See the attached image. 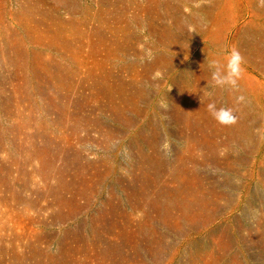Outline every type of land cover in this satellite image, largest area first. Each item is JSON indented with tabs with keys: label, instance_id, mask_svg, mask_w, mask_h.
<instances>
[{
	"label": "rangeland",
	"instance_id": "rangeland-1",
	"mask_svg": "<svg viewBox=\"0 0 264 264\" xmlns=\"http://www.w3.org/2000/svg\"><path fill=\"white\" fill-rule=\"evenodd\" d=\"M0 264H264V7L0 0Z\"/></svg>",
	"mask_w": 264,
	"mask_h": 264
},
{
	"label": "clouds",
	"instance_id": "clouds-1",
	"mask_svg": "<svg viewBox=\"0 0 264 264\" xmlns=\"http://www.w3.org/2000/svg\"><path fill=\"white\" fill-rule=\"evenodd\" d=\"M203 2L210 3L211 0H203ZM200 6H202L201 3L196 4V7ZM257 6L264 7V0H257ZM188 31L190 34L197 33L194 25H189ZM151 58L152 56L149 54V59ZM244 65V58L237 48L231 47L224 49L220 58H213L208 61L210 79L212 82L210 87L230 89L234 92H238L239 81L243 78L246 71ZM162 75L163 74L161 72L157 71L154 74V78H162ZM170 88L168 90H170ZM212 94L213 93L209 91V97H211ZM244 99L245 97L243 95H237L235 97V101L238 104L243 102ZM206 110L211 118L221 126H231L237 122L236 112L231 107H217L215 101L210 100V102L206 105ZM171 150V138L165 134V137L160 144V151L167 155L171 153Z\"/></svg>",
	"mask_w": 264,
	"mask_h": 264
}]
</instances>
